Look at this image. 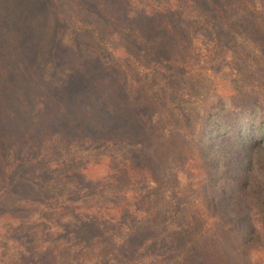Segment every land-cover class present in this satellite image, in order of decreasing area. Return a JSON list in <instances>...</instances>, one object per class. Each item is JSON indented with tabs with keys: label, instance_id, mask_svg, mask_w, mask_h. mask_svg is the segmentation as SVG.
Returning a JSON list of instances; mask_svg holds the SVG:
<instances>
[{
	"label": "trees",
	"instance_id": "obj_1",
	"mask_svg": "<svg viewBox=\"0 0 264 264\" xmlns=\"http://www.w3.org/2000/svg\"><path fill=\"white\" fill-rule=\"evenodd\" d=\"M149 2H130L125 22L101 16L89 0H0V169L7 172L0 176V211L7 200L29 210L25 215L54 207L49 237L59 236L60 242L44 240L38 251L50 247L51 253L43 257L37 251L38 264H264V87L207 95L199 111L179 109L184 67L173 58L178 50L187 52L189 43L179 38L182 33L177 41L172 35L181 27L184 37H199L196 46L201 38L219 52L249 29L264 44V0ZM212 2L231 13L232 22L220 19ZM160 9L174 20L172 36L158 39L162 48L151 44L157 28L147 20ZM68 28L76 41L94 43L97 54L122 49L125 58L146 69L149 83L125 87L116 68L100 69L90 58L72 79L54 83L57 77L42 59L71 64V50L62 41ZM260 78L264 83V68ZM79 137L132 145L126 158L111 154L98 161L102 170L85 176L86 193L70 182L83 175L81 167L72 165L74 159L70 168L61 161L69 158L64 140ZM8 141L16 145L14 159L7 157ZM54 160V182L52 170L27 175ZM64 185L69 191L57 189ZM48 186L55 191H45ZM122 190L128 193L120 208L105 205V195ZM191 193L210 223L168 222ZM26 238L20 237L12 263L30 264Z\"/></svg>",
	"mask_w": 264,
	"mask_h": 264
},
{
	"label": "rangeland",
	"instance_id": "obj_2",
	"mask_svg": "<svg viewBox=\"0 0 264 264\" xmlns=\"http://www.w3.org/2000/svg\"><path fill=\"white\" fill-rule=\"evenodd\" d=\"M133 1H135V3L143 1L145 4H150L149 0H89V3L91 8L96 9L97 13L101 16L108 17L116 15L117 18L126 22L129 18L128 10L131 7L130 2ZM75 4L80 7L79 9H81V11L87 9L84 3L82 5L81 3L75 2ZM211 5L213 6V11L220 19L232 22L235 18H233L231 13H229L228 16L225 15L217 3L214 4L212 2ZM160 10L161 11L155 12L147 18L150 25L153 26L155 30L157 28V31L152 33L154 34L153 37L157 38L155 40L156 43L152 42L151 44L155 47L162 48L165 43L158 39L165 38V36L168 35H170V37L173 35V41L183 38L189 43L188 51L183 53V55L186 56H183L182 53H180V50H178L177 53H175V58H173L175 65L178 67H184L183 75L182 77L180 76L181 84H177V87L179 88V103H177L176 106L179 109L192 108L194 111H199L201 110V107L204 104V99L207 95H221L229 92L241 93L248 89L264 87V83L260 78V70L261 68H264V44L252 35V30L242 29V33H239V35L234 38L232 37L233 39L232 41L230 39V43H223L220 46V51L216 52L213 50L214 48L208 46L205 41H201V38L200 44L196 46V41L194 39L196 38L197 40L199 37H193V35H190L191 38L184 37L183 34L187 31L181 27H178L179 30L175 31L174 34H169V27L174 20L170 18L169 12L164 11V9ZM177 23L178 22L176 21L174 25H177ZM177 32L182 33L183 37L181 36L178 38L176 36V34L179 35ZM230 33H233V31L228 32V34ZM62 41L65 46L71 50V64L66 65L64 60H61L60 58L51 61L50 58L45 56L42 59V64L49 68L47 71L54 72L55 77H57L54 79V83L64 80L62 77L65 79H72L73 72L75 74L76 70H80V63L87 61L89 58L94 60L95 65L100 69L105 70L106 68H116L118 72L116 76L118 78H124L125 87H130V89L133 88L134 90L136 85H139L142 81H145L147 84L149 83V75L147 74L146 69L140 64L131 63V59L125 58L122 55V49L117 50V53L111 51L107 54H97L94 51L93 45L95 44L92 43V45L89 39H81L80 41H83L81 43L76 41L71 28H68ZM173 46L176 49L180 48L176 42H174ZM58 60L59 62L57 63ZM164 60L167 62L172 59L165 57ZM60 61L63 62L64 66L60 65L62 64ZM53 142L54 137H52L45 146L47 145L49 148H53ZM7 143H9L6 144L7 157L8 159H14L16 145L9 141ZM62 149L67 150L69 153V158L61 160L63 161V165L67 164L66 166L70 168L71 165H69V162L74 159L76 162L72 163V165L77 168L81 167L84 172L83 175L81 174L82 176L80 178H75V180L72 178V180L69 179L71 180L70 182L74 181L72 185L77 183V186L79 187L78 190H80L79 192L86 193V188H83V186L87 184L85 176H96V174L102 170L97 166L99 164L98 161L108 158L111 154L118 158H126L129 153H131L132 145L127 142L98 144V142L94 143L89 139L79 137L64 140ZM45 164L46 167H41L40 169L35 167L34 169L27 170V175H36L44 170H52L50 182H54L55 170L58 166V162L57 160H54L48 161ZM2 170L4 169L2 168ZM2 170L0 169V176H4L7 173ZM12 174L13 173L9 171L8 175L10 178L13 177L11 176ZM79 179H81L82 184L79 183ZM89 180L93 183L91 179ZM191 182L195 181H190L188 184L190 185ZM152 184L154 183H150V185ZM181 184L182 187H184L185 183L182 182ZM179 185H174V187H179ZM189 185L188 187H190ZM64 187L65 188H62L60 186L57 189L69 191L68 185H64ZM45 189L47 192L55 191L52 186L45 187ZM171 189L172 188H170V190ZM113 191L105 195L102 200L105 202V205L120 208L119 206L126 202L125 195H127L128 192L122 190L118 192L116 191V193L113 194ZM35 193L38 192L36 191ZM23 194L24 193H19L17 196ZM38 194L32 195L37 196ZM25 195L26 194L23 195L24 198ZM7 201L0 211V264H14V262L12 263L11 261H13L17 252L18 241L20 237L24 236H27L24 242L28 246L30 255L32 256L29 258V263L38 264L36 259L41 256H37L36 252L40 249L43 243H46L44 240L47 241L54 239L56 240L55 242H58V240L60 242L59 236L49 237L54 234V229L50 222V217L55 211L54 207L52 205H46L39 209L31 210V215H25L29 210L22 209V205L16 200H14L15 202L13 201V203H16L17 205L13 206H9ZM181 203L182 204L179 207L173 209V215L170 220H167L168 222L175 220V225L177 227H183V225L190 227V221L192 219H196L197 223L203 222L205 225L210 223L211 217L203 208L198 197L193 196L191 193L190 195H187L185 200H181ZM23 211L24 214H21ZM19 212L21 213L19 214ZM43 215L48 219H42ZM63 242L65 241H62V243ZM52 251H54L53 247ZM38 252L43 257H47L50 255L51 249L48 247L45 252H43V250ZM261 257L264 258V252H262ZM23 258L25 259L24 253Z\"/></svg>",
	"mask_w": 264,
	"mask_h": 264
}]
</instances>
